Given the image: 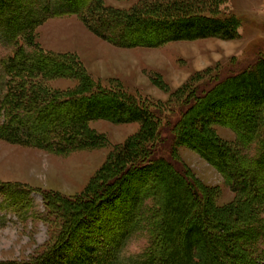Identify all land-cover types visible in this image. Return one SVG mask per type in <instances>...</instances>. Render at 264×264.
<instances>
[{
  "label": "trees",
  "instance_id": "obj_1",
  "mask_svg": "<svg viewBox=\"0 0 264 264\" xmlns=\"http://www.w3.org/2000/svg\"><path fill=\"white\" fill-rule=\"evenodd\" d=\"M45 1L40 5L49 8ZM59 1L71 4L69 12L98 37L122 48L238 36V20L222 13V0H204L206 7L191 0H143L129 10L105 8L99 0ZM3 3L21 6L19 0H0V7ZM62 13L54 9L10 35L12 51L1 65L0 139L66 153L106 144L90 128L92 121L138 122L140 127L75 196L0 181L3 205L15 211L27 208L29 195L39 194L44 208L39 219L50 230L38 252L0 264H120V251L136 230L148 236L138 264H264L257 247L264 235V193L254 202L249 198L254 181L264 178V57L224 79L214 74L202 85L176 90V97L187 91L175 109L138 98L117 82L94 81L74 55L41 50L35 43L37 26ZM57 78L77 84L50 90L45 83ZM162 121L174 147L192 150L218 171L238 206L214 207L198 181L158 155ZM212 126L232 131L235 145L222 141ZM251 148L252 155L245 153Z\"/></svg>",
  "mask_w": 264,
  "mask_h": 264
},
{
  "label": "rangeland",
  "instance_id": "obj_2",
  "mask_svg": "<svg viewBox=\"0 0 264 264\" xmlns=\"http://www.w3.org/2000/svg\"><path fill=\"white\" fill-rule=\"evenodd\" d=\"M47 1L50 2L46 4L49 8L45 7L44 2L40 5V0H19V7H8L4 3L0 7V96L4 92L1 65L12 51L10 35L17 26L38 20L54 9L63 13L47 17L35 31V43L41 50L57 55H74L94 81L117 82L128 93L161 102L158 104L166 107L176 109L182 103L187 90L181 91L177 97L173 95L176 90L202 85L214 74L224 79L251 68L259 58L264 57V0L221 1L222 13L238 20V36L234 39L213 37L181 40L153 48L115 46L90 31L78 14L69 12L71 4L59 0H46L45 3ZM142 1L99 0L105 8L120 10H129ZM191 1L196 6L206 7L207 4L204 0ZM45 84L50 90L65 91L74 88L77 81L57 78ZM164 121L160 125L162 129L157 146L158 155L170 161L186 178L198 181L206 189V197L214 200V207L238 206L236 194L230 190L218 171L192 150L182 146L174 147V140ZM89 126L103 136L105 145L55 153L0 139V181L26 184L70 197L81 193L103 166L108 155L115 147L125 144L134 136L140 124L96 120L90 122ZM212 129L222 141L235 145L236 138L232 131L215 126ZM253 150L251 148L245 153L252 155ZM247 170L252 172V168ZM253 188L249 192L252 201L264 193V178L256 179ZM26 202L27 208L18 212L20 208L15 211L3 205L0 196V262L26 260L38 252L50 237L48 226L39 219L44 212L40 195L32 193ZM149 202L146 199L143 204L146 206ZM123 212H127V206ZM261 219L264 227V209ZM257 242L258 252L264 256L263 234ZM147 244V234L136 230L120 251V264H138L137 256L145 250Z\"/></svg>",
  "mask_w": 264,
  "mask_h": 264
}]
</instances>
